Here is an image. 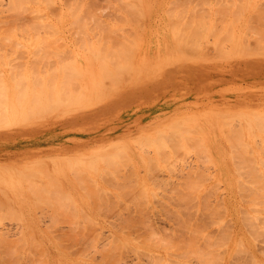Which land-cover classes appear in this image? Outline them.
Instances as JSON below:
<instances>
[{
	"label": "rangeland",
	"instance_id": "obj_1",
	"mask_svg": "<svg viewBox=\"0 0 264 264\" xmlns=\"http://www.w3.org/2000/svg\"><path fill=\"white\" fill-rule=\"evenodd\" d=\"M134 1L0 0V95H29L0 131V264H264V0Z\"/></svg>",
	"mask_w": 264,
	"mask_h": 264
},
{
	"label": "bare ground",
	"instance_id": "obj_2",
	"mask_svg": "<svg viewBox=\"0 0 264 264\" xmlns=\"http://www.w3.org/2000/svg\"><path fill=\"white\" fill-rule=\"evenodd\" d=\"M57 1H59L60 2V0H34V2L35 3H37L38 4V6L37 7H35V10H46L47 8L48 9H50V8H56L57 7ZM30 2H32V0H28V3H30ZM60 4H61V8H65V9H69L67 12L71 15L72 13H73V11L74 10H77L78 11V14H80L82 11H83V9H84V6L83 5H81V4H79V3H76V4H71V6L70 7H68V6H64V4L63 3H61L60 2ZM146 6L147 5H145L141 0H136V1H134V2H127V4H126V10L127 11H130V12H132V13H138V14H136V15H134L135 17H141V16H143V14H142V12H140L141 10H145V9H147L146 8ZM16 8H20V6H15ZM248 8H249V5L248 4H244V5H242V4H239V5H232V7L230 8V10H233V12H235V11H245V10H248ZM226 10H228L227 8H225L224 6H223V11H226ZM71 17H72V15H71ZM77 19H76V21H81V19H84L83 17H81L80 15L78 16V17H76ZM124 19H122V21H123ZM97 22L100 24V25H102L98 20H97ZM110 23V22H109ZM108 23V24H109ZM39 25H41V23H39ZM117 25H112V23L110 24V26H108V28H107V30L106 31H109L110 29H113V28H117L116 27ZM106 28V27H105ZM104 28V29H105ZM126 28L127 29H129L130 31H132V32H134V33H137V32H139V29L138 28H131L130 26H129V22H127V25H126ZM230 29H232V27H230ZM104 37H101L100 38V40H101V43L102 44H113V43H115V42H119V43H121V44H124L126 47H127V50H125V52H121V53H117L116 54V58H122V57H124V55H125V53H126V58H134L135 57V50H132V49H130V41L129 40H127L126 38H122L121 39V37L122 36H116V37H113V35L112 34H110V33H105L104 35H103ZM169 46L171 45L172 47H174L175 46V44H172V42H175V41H173V39H171V40H169ZM216 45H217V42L215 43ZM256 44V43H255ZM211 44H209V46H210ZM213 45V44H212ZM211 45V46H212ZM215 45V47H218V46H220V43L218 42V46H216ZM247 45V44H246ZM257 45V47H260L259 49L258 48H256L255 46ZM256 45H253L254 47H252L251 46V43H250V45H247V47H250V49H247V47L245 46L244 48L246 49V50H251V48L253 49V51H255V52H260V55L263 53V47H264V44L263 45H261V43H257ZM163 47H164V49H167L166 47H165V43L162 45ZM202 46H204V44H202ZM207 46V45H206ZM214 47V46H213ZM239 47V48H238ZM237 48H235V49H237L239 52H244V48H243V46H242V48L244 49H242V50H240V46H238ZM262 47V48H261ZM233 48V47H232ZM108 49H111L110 47L108 48ZM234 49V50H235ZM255 49V50H254ZM258 50V51H257ZM261 50V51H260ZM187 51H188V49H187ZM231 51H233V50H231ZM252 51V50H251ZM262 52V53H261ZM245 54L246 55H249V52L247 51V52H245ZM263 55V54H262ZM264 56V55H263ZM131 67V64H129L128 66H126L125 68L126 69H129ZM105 72H106V74L108 75V76H110V73H112L113 71H111L109 68H107V70H105ZM7 79H8V77H7ZM6 79V80H7ZM6 80H3V78H2V80H1V82H3V83H7L8 81H6ZM172 84L173 85H180V84H187V83H183V81H180L178 84H174V83H171V86H172ZM170 86V87H171ZM63 87V86H62ZM69 87H71V86H69ZM180 87V86H179ZM178 88V87H177ZM62 89V88H61ZM64 89H65V86H64ZM60 91H62V90H60ZM59 91V92H60ZM66 91V90H65ZM65 91H63V94L65 95V94H70L69 95V98L67 97L66 99H60L61 97L59 96V99H58V92H55V91H53V92H51V93H47V92H44V91H37V90H35V91H33V92H30V93H32L34 96L36 95L37 97H38V99H39V102H42V101H47V102H49V103H55L56 101V103H62V102H70V101H68V100H71V101H74V99H75V96L76 95H74V92H69V91H66L67 93H65ZM159 91H164V87L163 88H161V89H158V90H156V95H157V93H159ZM1 94H3V98L1 97V95H0V131L1 130H7L9 127H13L14 125H17L18 124V122H21L20 120L23 118V117H25V110H27V108H29L27 105H26V99L29 97V95L28 94H12V93H10L9 91H2L1 92ZM60 94L62 95V98H64V96H63V94H62V92H60ZM59 94V95H60ZM209 94V93H208ZM156 99V98H155ZM141 98H139V99H137V100H134V101H132V102H130V106L132 105V104H135V103H141ZM153 101H155L153 98L152 99H150L149 100V103H150V105L151 104H155V103H158V101L156 100V102L155 103H153ZM237 102V101H236ZM71 103V102H70ZM123 103V102H122ZM128 103V102H127ZM247 103H248V101H247ZM206 104V103H205ZM233 104H235V103H233ZM237 104V103H236ZM244 104V103H243ZM136 106V105H135ZM160 108V107H159ZM167 113V112H166ZM158 114V113H157ZM163 114H165V113H163ZM136 115V114H135ZM172 115V114H171ZM166 116H168V115H166ZM108 117V116H107ZM160 117H162V116H160ZM142 120V118L140 119V116H139V118L138 119H134V124H136V123H140V121ZM166 120H167V118H166ZM130 121V120H129ZM165 121V120H164ZM132 122V121H131ZM166 122V121H165ZM151 123V121H146L145 122V124H150ZM163 123V122H162ZM134 124H131V125H134ZM152 124V123H151ZM168 124V123H167ZM164 125H166V124H164ZM22 126H24V125H22ZM159 131H161V130H159ZM162 132V131H161ZM160 132V133H161ZM160 135H163V134H160ZM250 135H251V133L249 132L248 134L246 133L245 134V137L246 138H249L250 137ZM5 137H7L8 135H4ZM234 138H235V141H238V139L235 137V135H234ZM164 139V138H163ZM167 140H169V139H167ZM165 141H166V139H165ZM164 141V142H165ZM203 141H206V139H202V142ZM216 144V146L214 147V150H212L211 149V147H210V150H212V152L214 151L215 152V154H216V152L218 153V154H222V153H225V150H224V148H223V145H222V143H215ZM178 150H179V148H178ZM211 152V153H212ZM146 158H147V156H145ZM166 158V157H165ZM139 159V158H138ZM141 159V158H140ZM167 159H168V157H167ZM141 162H142V160H140ZM139 161V162H140ZM140 162V163H141ZM144 163V162H143ZM148 163V162H147ZM253 176L251 177V179L253 178V177H255V180L257 181V182H259L258 183V187H259V189L258 190H255L256 192H259V193H262V197H260L259 198V202L258 201H256V200H254V203H253V200L252 199H250L249 200V203H251V204H261L262 206L264 205V174L262 175V177H257L256 176V174H255V176H254V174H252ZM236 182V181H235ZM252 182V181H251ZM247 188L248 189H250V190H253L254 191V186L253 185H251V186H247ZM235 190V189H234ZM254 191V192H255ZM252 193V192H251ZM25 195V190H23V191H21V193H20V195H19V198H22L23 196ZM258 213H261L260 212V210H258L257 211ZM247 215H248V212H247ZM260 215V214H259ZM258 215V216H259ZM257 217V216H256ZM260 217V216H259ZM257 219H258V217H257Z\"/></svg>",
	"mask_w": 264,
	"mask_h": 264
}]
</instances>
